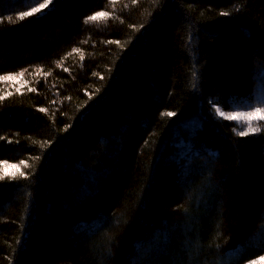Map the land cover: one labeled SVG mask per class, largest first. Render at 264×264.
Instances as JSON below:
<instances>
[{
    "label": "trees",
    "instance_id": "obj_1",
    "mask_svg": "<svg viewBox=\"0 0 264 264\" xmlns=\"http://www.w3.org/2000/svg\"><path fill=\"white\" fill-rule=\"evenodd\" d=\"M42 2L0 0V264L264 257V119L217 113H264V0Z\"/></svg>",
    "mask_w": 264,
    "mask_h": 264
},
{
    "label": "rangeland",
    "instance_id": "obj_2",
    "mask_svg": "<svg viewBox=\"0 0 264 264\" xmlns=\"http://www.w3.org/2000/svg\"><path fill=\"white\" fill-rule=\"evenodd\" d=\"M232 110L224 112L217 110L219 116L228 118L237 126V130L243 134H253L260 127L263 119L260 116H264L262 110L257 114L258 108L252 105L250 99H242L237 104L232 105ZM13 167L6 168L7 172H12ZM252 264H262L261 260H257Z\"/></svg>",
    "mask_w": 264,
    "mask_h": 264
},
{
    "label": "snow or ice",
    "instance_id": "obj_3",
    "mask_svg": "<svg viewBox=\"0 0 264 264\" xmlns=\"http://www.w3.org/2000/svg\"><path fill=\"white\" fill-rule=\"evenodd\" d=\"M38 2H39V0H38ZM51 2H52V0H44V2L39 3V7H33L30 12L22 13L19 18L23 19V18H25L27 16L33 15L34 13L40 12L42 9L47 8L49 6V4H51ZM105 15H106L105 13L100 12V13H97L95 16L89 17V19L90 20H96V19H98L100 17H104ZM2 79L12 80V79H14V77L8 76V77H3ZM41 111H43V109H41ZM259 111L260 110L258 109L257 110V114L259 113ZM169 115H171V113H169ZM259 118L260 119H264V116H260ZM12 167L15 168L16 166L13 165ZM260 260H261L262 264H264V257H261Z\"/></svg>",
    "mask_w": 264,
    "mask_h": 264
}]
</instances>
